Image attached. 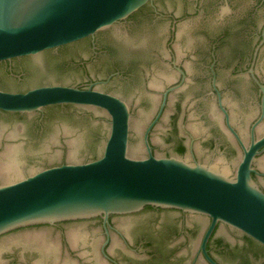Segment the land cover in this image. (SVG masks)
I'll return each instance as SVG.
<instances>
[{
  "label": "water",
  "instance_id": "obj_1",
  "mask_svg": "<svg viewBox=\"0 0 264 264\" xmlns=\"http://www.w3.org/2000/svg\"><path fill=\"white\" fill-rule=\"evenodd\" d=\"M0 264H264V0H0Z\"/></svg>",
  "mask_w": 264,
  "mask_h": 264
}]
</instances>
